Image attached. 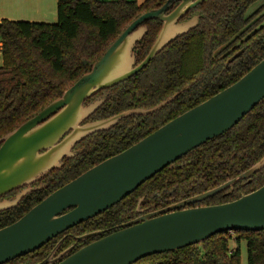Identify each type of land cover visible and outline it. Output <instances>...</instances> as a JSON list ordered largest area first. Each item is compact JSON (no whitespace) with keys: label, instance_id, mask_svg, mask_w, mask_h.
<instances>
[{"label":"trees","instance_id":"1","mask_svg":"<svg viewBox=\"0 0 264 264\" xmlns=\"http://www.w3.org/2000/svg\"><path fill=\"white\" fill-rule=\"evenodd\" d=\"M167 0H58L54 24L0 22V139L38 115L71 88L103 56L125 29ZM204 0L181 21L198 18L197 26L177 37L145 69L123 83L86 100H104L85 123L132 111L150 110L174 98L159 111L120 120L108 131L77 143L73 158L40 178L15 208L0 212V229L11 225L47 196L116 156L183 113L239 81L264 59V2ZM146 35L133 48L136 65L148 54L161 23L142 24ZM264 156V100L234 127L181 157L144 182L102 214L63 235L72 237L104 231L188 198L213 190L252 168ZM264 186V167L248 180L188 208L233 202ZM101 237L78 242L76 249ZM71 239V238H70ZM237 246L231 250V242ZM56 242V241H55ZM65 241L63 248L73 244ZM246 243L247 264H264V231L220 233L201 244L152 255L134 264H241L238 245ZM40 250L13 264H34ZM9 264V263H8Z\"/></svg>","mask_w":264,"mask_h":264},{"label":"water","instance_id":"2","mask_svg":"<svg viewBox=\"0 0 264 264\" xmlns=\"http://www.w3.org/2000/svg\"><path fill=\"white\" fill-rule=\"evenodd\" d=\"M203 1L167 0L161 8L140 16L60 98L0 139V198L26 188L14 201L0 202V212L15 208L25 195L41 189L30 186L48 172L60 169L64 158H73L72 149L83 139L110 130L124 118L153 114L172 102L174 98L150 110H132L85 123L104 100L87 106L85 101L132 78L177 37L193 30L197 17L181 20ZM149 20H157L161 28L146 57L136 65L133 48L146 35L142 24ZM263 100L264 59L235 84L89 169L0 229V264L34 253L63 232L109 210L167 166L229 131ZM263 167L264 156L252 168L213 190L142 214L103 237L104 231L83 235L77 240L101 238L66 257L73 249L70 247L48 264H134L152 255L201 244L220 233L262 232L264 186L230 203L188 207L240 181L249 182ZM141 203L137 204L138 214ZM49 259L40 264H47Z\"/></svg>","mask_w":264,"mask_h":264},{"label":"crops","instance_id":"3","mask_svg":"<svg viewBox=\"0 0 264 264\" xmlns=\"http://www.w3.org/2000/svg\"><path fill=\"white\" fill-rule=\"evenodd\" d=\"M57 2L58 0H0V22L8 20L54 24L57 20Z\"/></svg>","mask_w":264,"mask_h":264},{"label":"flooded vegetation","instance_id":"4","mask_svg":"<svg viewBox=\"0 0 264 264\" xmlns=\"http://www.w3.org/2000/svg\"><path fill=\"white\" fill-rule=\"evenodd\" d=\"M183 20V19H182ZM73 150V149H72ZM72 152V151H71ZM44 176V175H43ZM42 177V176H41ZM40 177V178H41ZM40 178L36 181V182H34L32 185H34L35 183H37L39 180H40ZM30 186V188L32 189L33 188V186ZM23 189H26V188H21V189H19V190H16V191H12V192H10V193H8V194H6L5 196H3V197H1L0 198V202H3V201H8V202H10V201H12L18 194H19V192L20 191H22ZM140 215H142V212L139 214V216ZM123 225V224H122ZM78 226V225H77ZM121 226V225H120ZM119 226V227H120ZM119 230V229H118ZM68 231V230H67ZM66 232V231H65ZM64 233V232H63ZM62 233V234H63ZM62 234H60V235H58L57 237H55L54 239H52L51 241H49L47 244H45L43 247H41L39 250L41 251L40 252V254H46L43 258H42V260H40V261H38V262H36V263H34V264H40V263H42L43 261H45V260H47V258H50L49 259V261L47 262V264L50 262V261H53L55 258H57L60 254H62L65 250H67L68 248H70V247H73V249H72V251L70 252V253H68L67 254V256L66 257H68L69 255H71V254H73V253H75L76 251H78L79 249H81V248H83L84 246H86V245H88V244H86V245H84L83 247H81V248H78L77 250H75L76 249V245L78 244V242H85V241H78L77 240V238H79V237H81V236H83V235H81V236H76V237H72V233H68L67 235H63L62 236ZM86 235V234H85ZM103 236H105V234H103L101 237H103ZM73 239L74 240V242H73V244H70L69 246H67L66 248H63V246H64V242L65 241H70L71 239ZM56 241V242H55ZM94 242V241H93ZM90 243H92V242H90ZM89 243V244H90ZM57 245H60L59 247H58V249L55 251V253L50 257V255H51V252L54 250V248L55 247H57ZM38 251V250H37ZM36 252V251H35ZM32 254V253H31ZM24 257V256H23ZM20 258H22V257H20ZM17 259H19V258H17ZM17 259H15V260H17ZM15 260H13V261H11V262H8L9 264H13L14 262H15ZM8 263H6V264H8Z\"/></svg>","mask_w":264,"mask_h":264},{"label":"rangeland","instance_id":"5","mask_svg":"<svg viewBox=\"0 0 264 264\" xmlns=\"http://www.w3.org/2000/svg\"><path fill=\"white\" fill-rule=\"evenodd\" d=\"M105 1H108L109 2L110 0H105ZM111 1H114V0H111ZM127 1H133V2H136L138 4H142L144 2V1L142 2V0H127ZM263 2H264V0H261L259 3L251 6L249 8V10H248V14L253 13L258 8V6H260ZM24 190L25 189H23L22 191H20L19 194L21 192H23ZM17 196L12 201H14L17 198ZM6 202H8V201H6ZM229 247L231 248V250H234V249L237 248L236 244L233 241L230 243ZM238 249H239V252H240V262H241V264H247L246 243L245 242H240V244L238 245Z\"/></svg>","mask_w":264,"mask_h":264}]
</instances>
